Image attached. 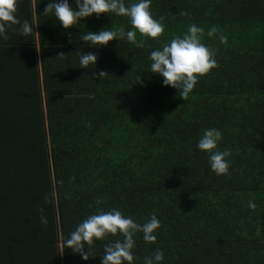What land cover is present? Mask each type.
Returning a JSON list of instances; mask_svg holds the SVG:
<instances>
[{
    "label": "trees",
    "instance_id": "obj_1",
    "mask_svg": "<svg viewBox=\"0 0 264 264\" xmlns=\"http://www.w3.org/2000/svg\"><path fill=\"white\" fill-rule=\"evenodd\" d=\"M18 1L16 17L34 31L15 25L0 37V264H101L122 235L95 241L87 261L64 241L113 209L160 221L155 243L134 235L133 264L157 250L160 264H264V0H151L153 18L164 17L157 40L137 32L136 44L99 48L79 37L134 30L130 19L93 15L65 30L43 14L48 0H33V11ZM192 24L218 66L183 100L151 72L150 55ZM84 52L97 55L95 68H80ZM210 128L231 153L225 175L197 146Z\"/></svg>",
    "mask_w": 264,
    "mask_h": 264
},
{
    "label": "clouds",
    "instance_id": "obj_2",
    "mask_svg": "<svg viewBox=\"0 0 264 264\" xmlns=\"http://www.w3.org/2000/svg\"><path fill=\"white\" fill-rule=\"evenodd\" d=\"M76 7L73 8L68 0H48L44 7L43 14H53L62 25L63 29L73 28L79 21L95 15L99 18L102 14L114 13L119 16L128 17L134 30L124 31L102 29L98 32L87 31L79 37V40L86 46L104 47L110 41L126 39L129 43H137V32L143 37L157 40L165 31L162 24L164 17L160 20L153 18L150 12L151 0H138L129 6H125L124 0H75ZM18 0H0V37L7 40L6 29L19 25L22 35L28 36L33 31V25L25 20L23 23L16 17ZM187 15V13H181ZM203 29L195 24L189 25L188 32L181 38L175 37L170 43L162 45L161 49L151 52L150 60L151 72L154 75L163 77V85L171 86L179 90V96L186 100L198 83V78L210 73L218 66L214 59V52L201 42ZM218 30L211 28L208 36L212 37ZM223 43H227L226 36H220ZM73 38L69 36V42ZM139 46V45H138ZM61 47V45H58ZM56 57L65 58L64 52L57 53ZM97 55L93 52L83 53L80 56V68L88 69L89 66H96ZM92 75L101 79L108 75L101 70L98 74L93 71ZM222 138L221 131L210 128L204 131L199 140L198 148L207 152L210 157L212 171L220 176L229 171V162L226 157L230 156V151L217 150L218 142ZM250 208L255 205L249 201ZM43 212V209L40 210ZM41 223L47 225V218L41 216ZM161 226L160 221L155 215L143 223L134 222L131 217H125L119 210L99 211L98 214L89 216L81 222L76 229L70 233L69 238L64 241V247L71 249L74 254H79L85 261L90 257H95L92 249L95 241L103 240L108 235H122L123 240L105 246L104 255L101 257V264H133L134 255V235L143 233L146 243L156 242L153 234ZM87 249V251H85ZM164 259L163 252L157 250L154 255L145 257V264H160Z\"/></svg>",
    "mask_w": 264,
    "mask_h": 264
},
{
    "label": "crops",
    "instance_id": "obj_3",
    "mask_svg": "<svg viewBox=\"0 0 264 264\" xmlns=\"http://www.w3.org/2000/svg\"><path fill=\"white\" fill-rule=\"evenodd\" d=\"M17 8H19V10H24L25 8H26V6H24L22 3H20L19 1H18V7ZM31 8H32V11H33V0H31Z\"/></svg>",
    "mask_w": 264,
    "mask_h": 264
}]
</instances>
